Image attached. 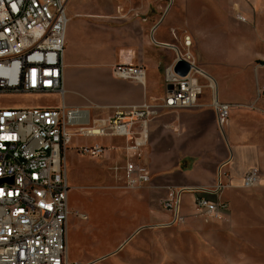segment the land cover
Wrapping results in <instances>:
<instances>
[{
    "label": "built area",
    "instance_id": "built-area-1",
    "mask_svg": "<svg viewBox=\"0 0 264 264\" xmlns=\"http://www.w3.org/2000/svg\"><path fill=\"white\" fill-rule=\"evenodd\" d=\"M70 0H0V98L6 96H58L59 107L5 108L0 106V264H80L69 259L68 223L71 215L88 221V215L72 212L66 154L73 137H123L126 139L124 188L140 189L152 181L142 163L149 142V124L166 110H190L203 91L214 94L213 108L221 128L228 122L231 106L217 100L214 81L199 68L186 37L185 50L172 46L175 62L165 70V96L161 104L116 107L112 117L90 125L87 111L65 105L64 53ZM238 20L246 22L243 16ZM191 66L187 76L175 72L178 62ZM117 78L144 84L146 71L140 66L117 65ZM208 83L205 85L203 82ZM70 127H78L77 134ZM80 156L104 158L109 149L96 144L77 147ZM261 175L253 168L239 188L257 186ZM232 183L219 176L213 188H168L161 207L170 219L155 227L171 228L186 223L182 197L194 195V217L204 222L222 220L230 204L210 200L220 197Z\"/></svg>",
    "mask_w": 264,
    "mask_h": 264
},
{
    "label": "crops",
    "instance_id": "crops-1",
    "mask_svg": "<svg viewBox=\"0 0 264 264\" xmlns=\"http://www.w3.org/2000/svg\"><path fill=\"white\" fill-rule=\"evenodd\" d=\"M110 2V5L105 2L92 6L93 0H70L67 6L64 102L69 108L87 111L90 125L112 117L116 107L144 102L161 104L166 89L165 70L176 59L171 47L183 46L165 14L151 15V8L147 7L134 10L128 16L117 7L115 0ZM239 8L246 22L235 16ZM243 8L238 4L234 13L226 11L227 17L216 29L189 33L194 58L199 68L214 81L218 102L231 106L230 117L221 128L213 108L214 94L206 88L195 108L166 110L150 122L149 142L141 161L149 168L152 181L140 188L141 197L131 203L144 219L147 214L150 220L165 218L166 222L170 219V213L161 207L168 188H213L219 176L223 184L232 183L233 186L226 188L220 197L209 195L208 198L229 202L226 192L235 190L250 170L258 168V146L250 142L245 122L256 120L261 114L256 100L264 66V41L261 39L264 38V9L254 14ZM109 17L116 22L109 23ZM247 18L256 25L249 23ZM229 21H235L240 28L236 27L232 33L226 25ZM172 31L177 40L172 38ZM117 65L143 67L146 71L144 84L117 78L113 73ZM203 83L207 85L208 82L204 80ZM69 129L72 134L78 132V127ZM96 144L109 149L103 158L105 162L113 163L114 168L126 165L124 148L127 142L123 137L76 135L69 150L80 156L77 147ZM117 176L125 185L124 171H119ZM68 184L70 186L69 176Z\"/></svg>",
    "mask_w": 264,
    "mask_h": 264
},
{
    "label": "rangeland",
    "instance_id": "rangeland-1",
    "mask_svg": "<svg viewBox=\"0 0 264 264\" xmlns=\"http://www.w3.org/2000/svg\"><path fill=\"white\" fill-rule=\"evenodd\" d=\"M110 1L93 0L92 6L105 2L110 5ZM115 2L128 16L134 10L147 7L151 8V15L165 14L164 17L173 24L177 39L183 42V46H179L181 51L185 50L184 41L190 37L191 31L216 29L227 17L225 12L234 13L238 4L254 14L264 9V0H258L256 4L250 0ZM241 11L239 8L234 15L237 18L242 16ZM107 21L116 22L110 17ZM248 21L256 25L252 20ZM226 25L232 33L240 28L235 21ZM174 33L172 31V38L176 39ZM261 75L262 83L256 100L261 114L256 120L245 122L250 142L258 146L257 166L261 179L252 189L244 190L237 186L235 190L226 192L231 209L222 220L204 222L195 218L194 195L186 193L182 197V213L189 218L187 222L168 229L155 227L166 219L150 220L148 214L144 219L142 213L134 210L131 203L141 197L142 191L126 190L113 170V163L105 162L103 158H81L68 150L70 208L72 212L85 213L90 218L88 222L79 221L75 215L69 219L70 261L80 264H264V66L261 67ZM59 102L58 97L52 96L0 98V106L5 108L59 107Z\"/></svg>",
    "mask_w": 264,
    "mask_h": 264
},
{
    "label": "water",
    "instance_id": "water-1",
    "mask_svg": "<svg viewBox=\"0 0 264 264\" xmlns=\"http://www.w3.org/2000/svg\"><path fill=\"white\" fill-rule=\"evenodd\" d=\"M190 70L191 66L185 61H180L175 66V72L181 76H187Z\"/></svg>",
    "mask_w": 264,
    "mask_h": 264
}]
</instances>
